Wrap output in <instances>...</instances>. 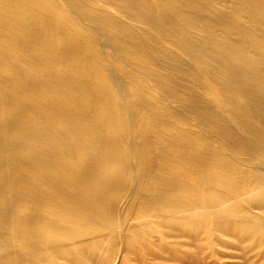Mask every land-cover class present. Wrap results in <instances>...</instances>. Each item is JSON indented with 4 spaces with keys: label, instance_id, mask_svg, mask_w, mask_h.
Listing matches in <instances>:
<instances>
[{
    "label": "bare ground",
    "instance_id": "1",
    "mask_svg": "<svg viewBox=\"0 0 264 264\" xmlns=\"http://www.w3.org/2000/svg\"><path fill=\"white\" fill-rule=\"evenodd\" d=\"M114 259L264 264V0H0V264Z\"/></svg>",
    "mask_w": 264,
    "mask_h": 264
},
{
    "label": "rangeland",
    "instance_id": "2",
    "mask_svg": "<svg viewBox=\"0 0 264 264\" xmlns=\"http://www.w3.org/2000/svg\"><path fill=\"white\" fill-rule=\"evenodd\" d=\"M116 250H117V248H116ZM119 253V252H118ZM117 252H116V254H118ZM85 256H86V258H88V252L85 250ZM115 258V257H114ZM134 262H133V264H135V263H137L136 262V260H133ZM113 263H111V264H117V263H115V262H118V260L117 259H114V261H112ZM125 264H127V261H125L124 262Z\"/></svg>",
    "mask_w": 264,
    "mask_h": 264
}]
</instances>
